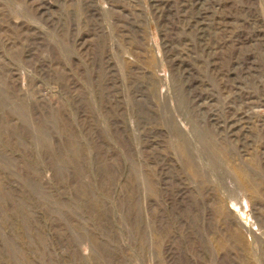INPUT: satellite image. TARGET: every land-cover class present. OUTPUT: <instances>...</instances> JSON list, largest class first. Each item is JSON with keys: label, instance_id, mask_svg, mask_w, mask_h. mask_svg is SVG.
Returning a JSON list of instances; mask_svg holds the SVG:
<instances>
[{"label": "rangeland", "instance_id": "374dc122", "mask_svg": "<svg viewBox=\"0 0 264 264\" xmlns=\"http://www.w3.org/2000/svg\"><path fill=\"white\" fill-rule=\"evenodd\" d=\"M0 264H264V0H0Z\"/></svg>", "mask_w": 264, "mask_h": 264}, {"label": "bare ground", "instance_id": "6f19581e", "mask_svg": "<svg viewBox=\"0 0 264 264\" xmlns=\"http://www.w3.org/2000/svg\"><path fill=\"white\" fill-rule=\"evenodd\" d=\"M243 178V177H242ZM243 184H245V183H243Z\"/></svg>", "mask_w": 264, "mask_h": 264}]
</instances>
